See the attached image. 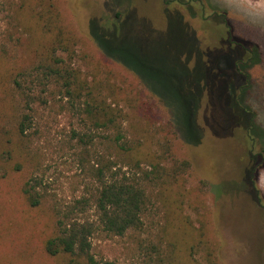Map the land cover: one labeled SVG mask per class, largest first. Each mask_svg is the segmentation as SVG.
<instances>
[{
  "label": "rangeland",
  "instance_id": "1",
  "mask_svg": "<svg viewBox=\"0 0 264 264\" xmlns=\"http://www.w3.org/2000/svg\"><path fill=\"white\" fill-rule=\"evenodd\" d=\"M55 2L78 41V67L122 110L129 139L140 143L152 162L170 166L161 149L167 144L177 162L191 164L149 189L154 200L156 195L161 198V227L166 225L165 250L171 263L208 264L205 242L218 245L216 231L222 264H260L261 208L239 179V145L224 111L228 66L215 59L229 31L254 51V64L243 74L245 83L238 84L244 90L242 104L253 114L256 131L264 135V0ZM76 8L73 14L69 10ZM89 20L108 33L115 31V56L90 35ZM5 30L0 23V60L8 59V67L28 64L29 37L20 30ZM41 113L42 133L33 144L42 152L38 162L44 165L37 189L47 194L39 207H31L22 191L30 162L24 146L18 154L13 137L10 146H0V264L68 262L66 255L45 252L54 225V200L71 201L85 186L71 152L59 143L73 121L55 110ZM261 147L264 139L255 152ZM2 150L10 155H2ZM18 166L22 169L16 172ZM256 172L254 187L264 204V163ZM171 209L177 220H163ZM93 254L116 264H152L141 261L128 238L95 239Z\"/></svg>",
  "mask_w": 264,
  "mask_h": 264
},
{
  "label": "trees",
  "instance_id": "2",
  "mask_svg": "<svg viewBox=\"0 0 264 264\" xmlns=\"http://www.w3.org/2000/svg\"><path fill=\"white\" fill-rule=\"evenodd\" d=\"M69 10L73 14L78 8ZM65 20L55 0H0V23L6 27L5 34L11 31L19 34L20 30L28 36L30 57L28 64L11 67L6 65L8 59L4 63V59L0 60V146H10L11 137L16 140L14 150L18 154L24 146L23 153L25 157L29 154L30 162L22 191L31 207H39L47 193L37 189L44 165L43 161L38 162L43 154L34 147L33 139L42 133L41 112L55 110L64 114L73 123L59 143L71 152L85 186L84 192L71 201L54 200V225L45 241V252L51 257L66 255V264H116L97 258L93 242L99 238H128L142 262L172 264L165 250L166 225L161 227L163 213L158 204L161 198L156 195L154 200L149 189L191 168V164L186 160L177 162L167 144L161 149L163 156L171 159L170 166L152 162L153 158L143 153L140 143L129 139L122 110L110 103L78 67V41ZM88 29L96 43L108 55L115 56V31L108 33L92 20ZM218 51L220 55L215 61L228 66L227 81L223 83L228 89L224 111L234 144L239 145L236 148L241 168L239 179L253 191L261 208L258 241L260 264H264V204L254 187L256 171L264 163V147L255 150L264 135L256 131L253 114L242 104L244 90L238 84L245 83L243 74L254 64L255 53L243 41L235 40L230 31L220 41ZM2 151V155H10V151ZM21 169L18 166L14 170ZM171 218L177 220L172 209L163 220ZM215 235L218 245L210 240L207 246L205 242L208 264H222L218 232ZM190 251L189 256L193 247Z\"/></svg>",
  "mask_w": 264,
  "mask_h": 264
}]
</instances>
